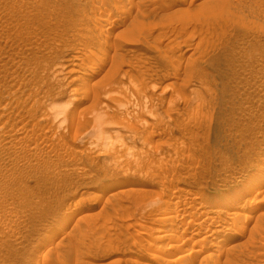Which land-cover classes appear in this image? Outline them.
I'll return each instance as SVG.
<instances>
[{"label":"rangeland","instance_id":"374dc122","mask_svg":"<svg viewBox=\"0 0 264 264\" xmlns=\"http://www.w3.org/2000/svg\"><path fill=\"white\" fill-rule=\"evenodd\" d=\"M186 1L0 0V264H264V0Z\"/></svg>","mask_w":264,"mask_h":264},{"label":"bare ground","instance_id":"6f19581e","mask_svg":"<svg viewBox=\"0 0 264 264\" xmlns=\"http://www.w3.org/2000/svg\"><path fill=\"white\" fill-rule=\"evenodd\" d=\"M170 1V0H169ZM178 1V0H177ZM141 2V1H140ZM167 2V1H166ZM179 2H180V4L182 5V4H185V3H187V1L186 0H179ZM178 2V3H179ZM163 4H165V2L163 3ZM173 4V3H172ZM172 4L170 3V4H168L167 3V5L165 4L164 6L165 7H167V8H172L173 9V7H172ZM189 4H190V2H189ZM175 5V4H174ZM170 8V9H171ZM128 13V12H127ZM113 15V14H112ZM115 26V25H114ZM103 64H105V61L102 59L101 61H99V64L97 65L98 66V68H100V66H102ZM73 72V71H72ZM97 72H93V74L95 75ZM135 82V81H134ZM134 84V83H133ZM138 84V83H137ZM135 85V84H134ZM126 98V97H125ZM124 99V98H123ZM133 99V98H132ZM124 101H125V99H124ZM127 101V100H126ZM133 101V100H132ZM121 102V101H120ZM134 102V101H133ZM128 103V102H127ZM126 104V103H125ZM130 104H132V103H130ZM134 104H136V103H134ZM144 104V103H143ZM117 105V104H116ZM115 105V106H116ZM133 105V104H132ZM131 105V106H132ZM120 106L122 107V104H120ZM124 106V105H123ZM128 106H129V104H128ZM144 106H145V104H144ZM143 106V107H144ZM133 107H135L134 109H136V106H133ZM132 107V108H133ZM149 107V106H148ZM52 108V107H51ZM68 108V107H67ZM123 108V107H122ZM125 108V107H124ZM129 108V107H128ZM127 109V108H126ZM144 109V108H143ZM48 110V109H47ZM50 110V109H49ZM56 110V109H55ZM52 111H54V110H52ZM133 111V110H132ZM55 112V111H54ZM128 113V112H127ZM150 114V113H149ZM131 116V115H130ZM53 118V117H52ZM56 118V117H55ZM39 119V118H38ZM47 119V118H46ZM49 119V118H48ZM96 122H100L99 120H96ZM65 130V129H64ZM99 140V139H98ZM115 140V139H114ZM101 143V142H100ZM263 171H259V172H257L256 174H254V175H250L251 177L249 178V180L252 178V177H254L255 179H256V181H259L261 178H262V175H263V173H262ZM253 179V178H252ZM249 183V182H248ZM258 186V185H257ZM243 188H245V187H243ZM242 189V188H241ZM246 191L248 190V188L247 189H245ZM242 192V191H241ZM247 196V195H246ZM231 200H233L232 201V203H230L228 206H231V208H232V206H234L235 204V202H237L238 201V198H233L232 197V199ZM244 200V199H243ZM158 202V201H157ZM203 202V201H202ZM234 204V205H233ZM236 204H238V203H236ZM155 205V204H154ZM160 205V204H159ZM161 205H163V203L161 204ZM167 205H169V204H167ZM166 205V206H167ZM206 206V205H205ZM243 206V205H242ZM245 206V205H244ZM161 207V206H160ZM159 207V208H160ZM168 207V206H167ZM171 207V206H170ZM199 208H197V209H200V206H198ZM203 207V206H202ZM217 207V206H216ZM236 207V206H235ZM235 207H234V209H235ZM156 208V207H155ZM206 208V207H205ZM230 207H228V209H229ZM238 207H236V209H237ZM254 208V207H253ZM196 209V208H195ZM196 209V210H197ZM245 209V208H244ZM230 210V209H229ZM232 210V209H231ZM239 210V209H238ZM253 210V209H252ZM168 211V210H167ZM222 212V211H221ZM228 212V213H227ZM250 212V211H249ZM164 213H166L165 211H164ZM168 214V213H167ZM225 214V213H224ZM243 214V213H242ZM160 215V214H159ZM178 215V214H177ZM226 215H227V217L229 218V220L230 219H234L233 220V222L235 221V219L236 218H238V220H239V217L241 216V213H238V212H235L234 210H232V211H226ZM246 217L245 218H247V221L250 219H248V216H250V215H245ZM161 217V216H160ZM165 217V219H163L164 221V225H163V227L164 226H167V223H168V221L170 222L172 219V217L171 216H164ZM163 217V218H164ZM242 217V216H241ZM244 217V216H243ZM242 219V218H241ZM190 220V219H189ZM247 221H245V222H247ZM225 222H227L226 220H225ZM224 222V223H225ZM232 222V223H233ZM238 222L239 221H237V223H236V221L234 222L235 224H238ZM230 222H228V224H229ZM234 224V225H235ZM204 225H205V223H204ZM208 225H209V223H208ZM225 225H226V223H225ZM231 225V224H230ZM233 225V224H232ZM221 226V225H220ZM236 226V225H235ZM212 227V226H211ZM258 227V226H257ZM160 228V227H159ZM158 228V231L159 232H162V231H165L167 228L166 227H164V228H166V229H164V228H162V229H159ZM169 228V227H168ZM205 229H204V231H202V232H207L208 231V228L207 227H204ZM238 228V227H237ZM157 229V228H156ZM199 230V229H198ZM201 230H203V228L201 229ZM211 230V229H210ZM201 232V231H200ZM199 231H197L196 233H194L192 236H191V238H190V236H187V237H189L188 238V240H192L193 242H191L190 244H191V246L192 245H194V246H197V245H200V244H206V245H210V244H212V240H214V239H216V240H218V242L219 241H221V240H224V238L226 239V236L225 237H222V236H219V232H221L219 229H217V227L216 228H214V230L211 232V233H200ZM209 232V231H208ZM225 232V231H224ZM224 232H223V235H224ZM171 233V232H170ZM169 233V234H170ZM244 233V227H241L240 226V228L238 229V230H234V231H231V234L230 233H228V234H230L229 235V238L231 237V239H233V238H235V239H239L241 236H242V234ZM157 234V233H156ZM179 234V233H178ZM228 234H226V235H228ZM159 235V234H158ZM168 235V234H167ZM183 235V234H182ZM182 235H180V238H182L181 236ZM156 236V235H155ZM172 236V235H171ZM156 237H158V236H156ZM173 237V236H172ZM187 237H186V239H187ZM228 237V236H227ZM177 236L175 237V241L177 240ZM169 239V238H168ZM167 239V240H168ZM179 239V238H178ZM235 239H233V240H235ZM173 240V239H172ZM173 240V241H174ZM184 239H182L181 241H183ZM172 241V242H173ZM180 241V242H181ZM228 241H229V239H228ZM237 241V240H236ZM240 241V240H239ZM245 241V240H244ZM172 242H170V241H167L165 244H163V247H162V249H161V251L162 252H165L166 250H168L170 247H174L175 249V251H184L185 249H187V246L189 245H187L186 243H188L187 241H186V243H185V240L183 241V242H179V244H177L176 245V242H174V243H172ZM222 242H227V240L226 241H222ZM229 242H231V240L229 241ZM237 243H238V241H237ZM237 243H235V244H237ZM239 243H243V241L241 240V242H239ZM232 244V243H231ZM245 245V244H244ZM244 245H242V246H244ZM190 246V245H189ZM215 246V245H214ZM230 247H233V246H235L236 247V245H234V244H232V246L231 245H229ZM241 246V245H240ZM234 247V248H235ZM237 247H239V246H237ZM236 247V248H237ZM189 248V247H188ZM228 249V248H227ZM203 250V249H202ZM231 250H232V248H231ZM174 251V252H175ZM229 251V250H228ZM167 252V251H166ZM199 252H200V250H199ZM47 250L46 251H44V252H42V254H41V258H45L46 256H47ZM50 253V252H49ZM201 253V252H200ZM232 253V252H231ZM116 254V253H115ZM174 254V253H173ZM154 255V254H153ZM156 256V255H155ZM160 256V255H159ZM171 256V255H170ZM48 257V256H47ZM185 257V256H184ZM183 256H178L177 257V259L175 258V260L173 261V263H175V264H179V262H180V264H193V262H192V257L190 258V259H188V261L186 262V258H184ZM154 258V257H153ZM162 258V257H161ZM169 258V257H168ZM183 258H184V260H185V262L186 263H184V261H183ZM160 259V258H159ZM164 259H166V258H164ZM171 259V258H170ZM43 260V259H42ZM152 260V259H151ZM153 261H157V258L155 259V260H153ZM160 261H162V259L160 260ZM170 260H168L167 261V259H166V263L167 262H169ZM195 261V260H194ZM171 262V261H170ZM190 262H192V263H190ZM160 263V262H159ZM173 263H170V264H173ZM134 264V263H133ZM136 264V263H135ZM167 264H169V263H167ZM194 264H195V262H194Z\"/></svg>","mask_w":264,"mask_h":264}]
</instances>
